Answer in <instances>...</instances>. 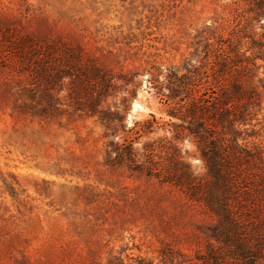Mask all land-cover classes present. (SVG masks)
Instances as JSON below:
<instances>
[{
    "label": "rangeland",
    "instance_id": "1",
    "mask_svg": "<svg viewBox=\"0 0 264 264\" xmlns=\"http://www.w3.org/2000/svg\"><path fill=\"white\" fill-rule=\"evenodd\" d=\"M248 10L242 0H0V264H106L119 255L127 263L142 257L154 264H216L220 251L209 238L214 220L206 205L157 178L108 166L107 145L133 141L137 163L162 176L174 165L175 147L207 182L198 140L168 115L170 104L151 74L165 84L172 73L203 81L210 74L220 92L218 81L239 76L230 60L240 55L264 78V17L242 29L234 23L237 12ZM18 40L61 55L80 46L111 72L100 108L113 115L116 137L106 136L98 116L69 107L70 80L51 84V98H44L38 63L9 55ZM216 62L231 75L217 73ZM60 63L47 66L56 70ZM101 89H90L84 102L102 99ZM207 89H200L208 92L205 100ZM50 106L59 112L38 114ZM152 116L158 123L147 133ZM258 120L264 110L252 124ZM172 122L181 127L178 139ZM252 142L264 146V134Z\"/></svg>",
    "mask_w": 264,
    "mask_h": 264
},
{
    "label": "trees",
    "instance_id": "2",
    "mask_svg": "<svg viewBox=\"0 0 264 264\" xmlns=\"http://www.w3.org/2000/svg\"><path fill=\"white\" fill-rule=\"evenodd\" d=\"M242 1L249 3V10L246 14L236 13L235 27L242 29L243 23L252 21L261 24L264 0ZM8 51L19 62L38 63V72L46 88L42 91L44 98H51V84L57 83L63 87L64 81L70 80L66 85L70 91L69 107L98 116L107 124L106 136L116 137V132L111 134L113 115L100 108L110 95L114 77L88 58L80 46H68L61 55L52 46L36 48L33 42L18 40ZM55 54L62 59L53 61ZM33 56L36 60H33ZM236 59L238 61L230 60V65L236 67L238 77L226 74L225 65L216 62L213 66L219 67L217 73L234 78L233 81L228 78L224 82L218 81L220 92L214 91L210 74L209 81H203L196 76L179 77L172 73L168 84L160 83L159 75L151 74L152 84L160 86L157 94L170 104L168 115L187 124L185 129L198 140L202 160L208 169L207 182L200 181L191 168L180 160V153L175 147L172 155L174 165L169 167L166 176L149 167L145 170L142 164L137 163L133 141L121 144L111 140L107 145L106 164L114 169L128 167L133 174L140 173L149 179L157 178L161 184L179 188L189 200L204 203L214 220L209 229V238L213 248L220 251L216 264H228V260L233 264H264V146L252 142L259 134H264V121L258 120L252 124L264 110V78L258 76L257 70L250 68L248 58L243 60L236 55ZM58 61L61 63L56 70L47 66ZM253 66L257 68L255 64ZM207 84L209 100L204 99L208 92L200 95L201 87ZM96 87L102 88L96 90L102 99H92L88 105L84 98H87L90 89L95 90ZM165 89L168 90L167 95L163 93ZM58 109L45 107L38 114L50 117L59 112ZM152 117L153 120L145 123L147 133H152L154 125L158 123ZM171 127L178 139L181 127L175 122L171 123ZM134 261L127 263L119 255L112 256L106 264H154L142 257Z\"/></svg>",
    "mask_w": 264,
    "mask_h": 264
}]
</instances>
